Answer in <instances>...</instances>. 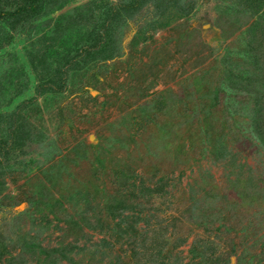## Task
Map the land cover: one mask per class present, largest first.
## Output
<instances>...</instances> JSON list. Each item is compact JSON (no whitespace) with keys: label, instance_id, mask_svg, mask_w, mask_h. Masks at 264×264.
<instances>
[{"label":"rangeland","instance_id":"374dc122","mask_svg":"<svg viewBox=\"0 0 264 264\" xmlns=\"http://www.w3.org/2000/svg\"><path fill=\"white\" fill-rule=\"evenodd\" d=\"M31 2L0 0V264H264V0Z\"/></svg>","mask_w":264,"mask_h":264},{"label":"trees","instance_id":"16d2710c","mask_svg":"<svg viewBox=\"0 0 264 264\" xmlns=\"http://www.w3.org/2000/svg\"><path fill=\"white\" fill-rule=\"evenodd\" d=\"M32 4H31V7L29 8L31 11L33 12H36V5L38 2H36V0H31ZM2 10V11H1ZM15 14L13 12H9V11H3L2 8H0V19H5L7 17H11V16H14ZM103 46H106V45H103ZM250 51L248 52V55L250 57ZM258 56V55H257ZM259 58V56H258ZM260 68H262V59H257L256 61L253 62V70H251V72L253 74H255L253 71L255 70H259ZM255 69V70H254ZM259 77V76H258ZM255 79V78H254ZM258 81H259V84H260V87L262 88L261 92L260 93H263L262 96L264 95V77L262 78H258ZM261 106H264V103H261ZM254 129L257 131V133L259 134L258 136L259 137H264V134H263V131L260 130V127H257L256 123L254 122ZM5 173L4 172H1L0 173V193H2L4 190H5ZM7 249V245L1 241L0 242V262H1V259L2 257L4 256V254L6 253L5 250ZM49 253H54V252H57L55 250H52V251H48ZM50 256V255H48ZM9 261V260H8ZM52 263H56L55 260H51Z\"/></svg>","mask_w":264,"mask_h":264}]
</instances>
